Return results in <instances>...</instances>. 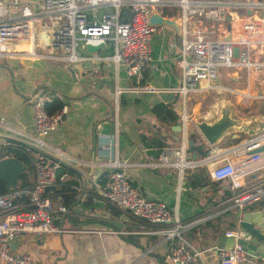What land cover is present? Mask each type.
<instances>
[{"label": "crops", "instance_id": "obj_1", "mask_svg": "<svg viewBox=\"0 0 264 264\" xmlns=\"http://www.w3.org/2000/svg\"><path fill=\"white\" fill-rule=\"evenodd\" d=\"M237 16L228 21L230 31L224 38L237 37L231 31V28L235 29L233 22L241 21V18L235 20ZM150 50L152 60L142 79L143 85L155 90L143 92L125 91L131 82L123 69L115 68L110 61L65 64L25 55L0 58V123L8 127L0 125V138H14L16 132L33 134L31 105L38 93L48 92L62 101L60 121L44 140L56 148L60 158L80 175L61 166L59 178L48 194L53 201L55 188L66 184L65 181H75L77 185L71 186L74 191L72 201L61 218L62 226L104 231L100 234H21L11 243L15 253H30L41 264H170L165 261V255L173 241L155 233L161 227L118 211L91 191L94 183L104 184L105 179L100 177L107 170L104 163L112 155L123 163L130 182L146 198L165 202L176 210L182 222L203 218L188 227L183 236L202 251L205 264H219L215 248L223 247L222 236L226 232L237 230L238 237L243 235L235 226V210L225 209L229 196L228 182L212 179L209 172L218 163L225 160L234 163L241 158L225 153L226 148L264 133V105L252 106L264 101V93L259 91L261 97L247 99L227 91L207 90L189 93L182 99L174 90L180 84L177 64L179 35L171 28L157 26L150 40ZM108 51L103 46L97 52L104 54ZM229 70L233 84L240 86L244 83V71ZM218 73L215 82L219 80ZM249 86L239 90H250ZM115 87L122 89L116 102ZM238 101L243 105H238ZM183 102L190 116L185 126L187 141L193 134L191 146H201L205 151L203 157H213L215 163L211 160L195 170L186 171L181 179V190L176 194L174 170L149 166L148 163L156 159L153 156L155 147H145L140 136H145L147 142L175 145L177 140L171 126L158 120L151 107L156 103H170L179 116ZM221 119H227L230 125L210 145L196 126L199 123L213 125ZM7 146L0 139V158L5 157L3 149ZM188 152L190 156L194 154L199 158V155ZM261 152L263 158L240 178L241 188H250L264 181V150ZM28 153L31 168L27 171L26 180L30 185L34 172L30 150ZM63 168L72 173L62 172ZM84 181L86 190L79 198ZM245 208L248 211L262 210L264 216V197ZM0 264L3 263L0 261Z\"/></svg>", "mask_w": 264, "mask_h": 264}, {"label": "built area", "instance_id": "obj_2", "mask_svg": "<svg viewBox=\"0 0 264 264\" xmlns=\"http://www.w3.org/2000/svg\"><path fill=\"white\" fill-rule=\"evenodd\" d=\"M153 12L163 16L168 13L165 17H174L180 25L177 60L180 84L174 90L182 99L189 93L220 88L214 82L220 68L244 71L246 86L253 75H259L264 83V0H38L36 3L0 0V58L25 55L65 64L110 61L115 68L121 67L130 80L131 86L125 91H154L140 84L152 60L150 40L157 29L149 22ZM235 12L248 15L241 20L239 34L234 39H211L198 25L203 21L228 22ZM86 45L106 46L109 51L104 54H99L98 50L88 52ZM121 91V88H114L115 102ZM226 91L247 99L262 96L259 91L253 94L249 90ZM50 99L46 92L36 95L31 105L33 134L16 132L14 139L31 143L61 159L59 151L44 140L56 128L63 113V108L54 114L46 112L44 104ZM189 117L183 102L177 143L163 147L156 159L148 163L153 168L174 170L176 194L181 190V179L186 171L195 170L213 159L190 156L185 134ZM263 145L264 133H261L230 146L224 152L241 158L234 163L225 160L210 170L212 179L228 182L226 210L240 211L264 197V181L250 188H241L240 184V178L263 158L261 151L245 153ZM104 166L107 168L104 184L94 183L91 191L118 211L161 227L155 233L173 241L165 255L168 263L205 264L202 251L183 236L188 227L203 218L182 222L174 208L163 201L146 198L130 182L116 155L109 157ZM32 167L34 180L30 185L0 193V214H3L0 216V261L3 264H41L32 254L15 253L11 249L12 241L21 234L104 232L63 227L61 218L66 213V205L61 196L55 195L52 201L48 194L55 185L60 164L37 154ZM238 234L237 230H232L225 236L236 239ZM215 249L219 264H264L259 256L248 253L239 244L234 243L230 249Z\"/></svg>", "mask_w": 264, "mask_h": 264}, {"label": "water", "instance_id": "obj_3", "mask_svg": "<svg viewBox=\"0 0 264 264\" xmlns=\"http://www.w3.org/2000/svg\"><path fill=\"white\" fill-rule=\"evenodd\" d=\"M7 1V0H4ZM30 3H36L38 0H23ZM149 22L156 26H165L171 28L177 35L180 34V25L175 18H169L161 15L158 12H153L149 16ZM98 46L86 45L85 48L88 52H96ZM230 122L227 119H221L217 123L213 125H206L204 123L197 124V129L202 134L204 139L208 144H213L220 135H222L226 128H228ZM171 131L175 134L176 140H178L177 133L181 131L180 121L178 120L174 125L171 126ZM0 139L4 140L7 145L10 143H19L25 146L30 150V156L35 158L37 154L44 155L53 161H56L60 164V166L67 167L73 171H75L78 175L79 172L65 161L53 156L49 152L36 147L35 145L15 140L14 138L4 137L2 136ZM193 143V134H190L189 139L187 141L188 147H190ZM264 150V145L250 151V153L260 152ZM195 158L193 154L191 156ZM24 165L21 161L16 159L13 156H5L0 158V180L2 181L5 191L13 190L17 187L16 180L21 175L23 171ZM61 172V167L56 170V175ZM196 178V176H193ZM86 182L84 181L80 191L79 198L85 193ZM235 210V209H233ZM237 218L235 220V226L238 227L243 232V235L234 239L233 237L222 236L223 237V247L225 249H230L233 244H239L243 246L248 253L257 254L264 261V216L262 215V210L259 211H248L245 207H243L240 211L235 210ZM248 236V237H247Z\"/></svg>", "mask_w": 264, "mask_h": 264}, {"label": "trees", "instance_id": "obj_4", "mask_svg": "<svg viewBox=\"0 0 264 264\" xmlns=\"http://www.w3.org/2000/svg\"><path fill=\"white\" fill-rule=\"evenodd\" d=\"M140 84H143L142 78L140 80ZM46 93L50 95L51 99L50 101L44 104L45 110L48 114H54L62 108L63 102L60 101L57 97L49 94L48 92ZM151 112L158 120L166 121L168 126L174 125L179 120V116L175 113L170 103L168 104L156 103L152 105ZM140 140L145 147H148L149 145H154L155 147V151L153 152L154 157H157L161 149L165 147V145H162L159 142H147L145 136H140ZM28 151L29 150L25 146L19 143H15V142L8 144V146L3 149L5 156H13L19 161H21L24 165L21 175L16 180L17 187L29 185L26 180L27 171L31 168V159L29 157ZM188 151L199 155V157L205 154V151L202 149L201 146H190L188 147ZM62 172L72 173V171L67 168H63ZM105 175H106V172H104L100 178L104 180ZM58 178L59 177L57 175L56 181L58 180ZM103 182H100V183L102 184ZM64 183L66 184H62L58 186V188H55L54 191L56 195H59L62 197L65 205L68 206V204L72 201V197L74 195L73 194L74 191L71 186L77 185V184L75 181H72V180L65 181ZM4 191H5L4 185L2 181L0 180V193Z\"/></svg>", "mask_w": 264, "mask_h": 264}, {"label": "rangeland", "instance_id": "obj_5", "mask_svg": "<svg viewBox=\"0 0 264 264\" xmlns=\"http://www.w3.org/2000/svg\"><path fill=\"white\" fill-rule=\"evenodd\" d=\"M241 20L244 19L245 17L244 16H241L240 17ZM228 22H200L198 23L200 29H202L206 35L211 38V39H222L224 37H226V35L229 33L230 31V24H227ZM234 25H235V29H232L231 28V31H233V34L234 35H238L239 34V28H238V24L241 23L240 22H233ZM238 33V34H237ZM178 39V38H177ZM231 71L227 68L225 69H220L219 71V76H218V81L214 80L215 84L220 86V88H217V89H214V90H217V91H226L228 89H243L245 88L246 89V74L243 75V82L244 83H240L241 85L238 86L236 84H233L229 78V75H230ZM250 86L248 87V89H250L249 91L251 92H255V91H260L261 93H264V83L263 81L261 80L260 76L259 75H253V77L251 76L250 77ZM243 84V85H242ZM239 102V101H238ZM260 104H256L255 105H252L253 107L256 106L259 107V106H262L264 105V101H261L259 102ZM238 105H243L242 103H238ZM251 106V107H252Z\"/></svg>", "mask_w": 264, "mask_h": 264}, {"label": "bare ground", "instance_id": "obj_6", "mask_svg": "<svg viewBox=\"0 0 264 264\" xmlns=\"http://www.w3.org/2000/svg\"><path fill=\"white\" fill-rule=\"evenodd\" d=\"M237 15H238V16H237ZM247 15H248V13H245V12H244V13H242V12H235V13H233V17H232V19H234V16H237V17H235V20H239L241 16H244V17H245V16H247ZM239 16H240V17H239ZM239 24H240V23H239ZM239 24H238V25H239ZM238 28H239V27H238Z\"/></svg>", "mask_w": 264, "mask_h": 264}]
</instances>
